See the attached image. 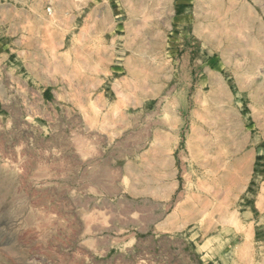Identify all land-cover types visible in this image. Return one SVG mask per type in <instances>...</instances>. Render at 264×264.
I'll return each instance as SVG.
<instances>
[{
    "label": "rangeland",
    "instance_id": "1",
    "mask_svg": "<svg viewBox=\"0 0 264 264\" xmlns=\"http://www.w3.org/2000/svg\"><path fill=\"white\" fill-rule=\"evenodd\" d=\"M0 264H264V0H0Z\"/></svg>",
    "mask_w": 264,
    "mask_h": 264
}]
</instances>
